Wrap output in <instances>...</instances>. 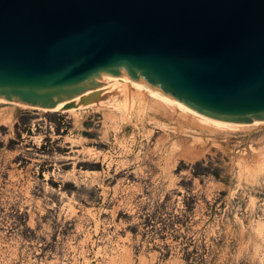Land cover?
<instances>
[{
	"label": "rangeland",
	"instance_id": "374dc122",
	"mask_svg": "<svg viewBox=\"0 0 264 264\" xmlns=\"http://www.w3.org/2000/svg\"><path fill=\"white\" fill-rule=\"evenodd\" d=\"M149 100L0 103V264H264V127L195 142Z\"/></svg>",
	"mask_w": 264,
	"mask_h": 264
},
{
	"label": "water",
	"instance_id": "95a60500",
	"mask_svg": "<svg viewBox=\"0 0 264 264\" xmlns=\"http://www.w3.org/2000/svg\"><path fill=\"white\" fill-rule=\"evenodd\" d=\"M118 75L207 119L264 121V0H0V98L67 109Z\"/></svg>",
	"mask_w": 264,
	"mask_h": 264
},
{
	"label": "bare ground",
	"instance_id": "6f19581e",
	"mask_svg": "<svg viewBox=\"0 0 264 264\" xmlns=\"http://www.w3.org/2000/svg\"><path fill=\"white\" fill-rule=\"evenodd\" d=\"M97 96L100 97L90 103L76 104L75 106L67 109L102 107L109 111L108 115H111L119 110L124 114L126 119L130 120L132 118L133 107L137 106V112L142 113L143 108L148 105V98H150L149 101L151 106H154L161 114L169 118L172 121L171 123H175L176 127L182 132L187 134L192 132L191 137L193 136V141L201 143V136L199 133H197L198 135L195 133L197 131L200 132V134L204 132L213 135L222 133L223 135L228 136L249 133L264 127V121L247 124H230L204 118L176 104L163 94L152 90L148 86L125 75L116 76V81L113 85L103 88ZM5 102L11 103L14 106L39 108L21 102L0 98V103Z\"/></svg>",
	"mask_w": 264,
	"mask_h": 264
}]
</instances>
